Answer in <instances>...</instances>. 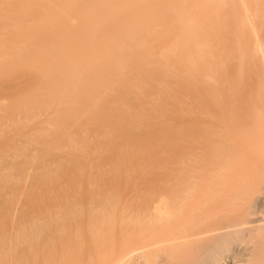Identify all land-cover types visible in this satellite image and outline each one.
Masks as SVG:
<instances>
[{"label":"bare ground","instance_id":"obj_1","mask_svg":"<svg viewBox=\"0 0 264 264\" xmlns=\"http://www.w3.org/2000/svg\"><path fill=\"white\" fill-rule=\"evenodd\" d=\"M204 1L224 13V86L241 109L194 104L195 82L210 83L195 76L209 68L194 18ZM8 82L21 90L0 96V264H264V0H0ZM181 99L190 106L158 157L122 127L149 120L133 110ZM83 150L101 156V175L130 178L98 186L114 192L90 209L80 196L87 211L62 179L68 161L75 179L85 168L101 183ZM139 150L149 164L131 172Z\"/></svg>","mask_w":264,"mask_h":264},{"label":"rangeland","instance_id":"obj_2","mask_svg":"<svg viewBox=\"0 0 264 264\" xmlns=\"http://www.w3.org/2000/svg\"><path fill=\"white\" fill-rule=\"evenodd\" d=\"M178 1H180L181 2V0H178ZM203 1V0H202ZM196 2V1H195ZM201 2V1H200ZM206 4H204V3H201V6L200 7H195V10H194V18H195V21L197 22V23H200L201 24V26H199V33L201 34H197V35H200L202 38H203V33L205 32V28H207V31H208V34L209 35H206V38L208 39V42H207V45H208V43H209V46H207V48H205V52H202V54L201 55H203L204 53H205V55H207L208 57V63H206V62H204V63H206L208 66H209V68H207L206 70H207V72H200V71H198V69H197V71H196V69H195V71H196V73H195V76L197 75H201L200 76V78L201 77H207V78H209V85H207V86H209V89H207V88H204V87H200V85L198 84V82H195V84H194V92H195V98H194V101H195V105L198 107V108H201V109H204V110H206V112L207 113H211L212 112V114H214L213 113V111H216L217 110V108H219V107H221V106H223V105H225V104H228V105H230L229 106V108H231V107H238V104L240 105V102H236L234 99V97H231L230 95H229V93L226 91V89H225V81H224V79H225V73H226V70L228 69V67H229V64H228V62H227V58H226V52H225V35H224V13L222 14V13H219V14H217V13H215V11H214V5H215V3L213 4V6H212V4L210 3H207L206 1H204ZM213 3V2H212ZM195 5H198V4H196L195 3ZM178 14H179V19L181 20V18H182V15H183V8H182V6L181 5H178ZM216 9V8H215ZM217 10V9H216ZM215 16L217 17V18H215ZM220 21V22H219ZM179 21H177V24L178 25H181V24H179L178 23ZM182 22V21H181ZM222 22H223V24H222ZM217 23H220V25L222 24V26H218L217 25ZM197 35H196V37H197ZM149 36H151V35H149ZM148 36V37H149ZM199 37V36H198ZM205 38V39H206ZM196 39V38H195ZM200 39V38H199ZM203 46H200V48H202ZM203 49V48H202ZM243 62H245L246 63V61H243ZM205 64V65H206ZM242 64H244V63H242ZM247 65L249 64V63H246ZM251 64V63H250ZM200 65V64H199ZM249 66V65H248ZM244 68V69H246V67H244L243 65L241 66V68ZM250 67H251V65H250ZM199 68V67H198ZM242 68V70L244 71V72H246V70H244ZM199 70H201V69H199ZM241 70V71H242ZM248 70H253V69H248ZM195 71H193V72H195ZM202 71V70H201ZM250 71V72H251ZM207 73V74H206ZM251 74V75H250ZM171 75V74H170ZM199 77V76H198ZM248 77V76H247ZM250 77V78H249ZM249 77H248V79H249V81H250V79H251V81H253L252 83H254V79H255V77L252 75V73H249ZM169 78V77H168ZM248 79H246V80H248ZM250 81V82H251ZM250 82H248V83H250ZM10 83L11 82H8V83H3V85H1L0 84V96L1 97H4V95H8V93L9 92H11V93H15V94H18L19 93V91L21 90V88H17V89H15L13 86H10ZM11 87V88H10ZM218 88V89H217ZM207 89V90H206ZM7 92V94H5ZM249 93H250V91H249ZM247 96H248V94H247ZM250 96H251V94H250ZM255 96H256V94H255ZM239 99V98H238ZM241 99V98H240ZM241 100H243V99H241ZM241 103H242V101H241ZM190 105L189 104H186V103H184V101L181 99V100H179V103H177L176 105H172V104H165V101L163 100V106H159V107H148V109L147 110H141V109H138V110H133V111H131L133 114H140V115H143L144 117H146V116H148L149 117V120L148 121H141V122H139V120H141V119H143L142 118V116H132L131 118H129V119H125V120H123V123H122V127H127V128H130V129H132V130H134V131H139V132H142V133H144V135H146V137H147V140L150 142V144H151V148H152V151L153 152H155V156H157L158 157V152L160 151V145H161V140L164 138V139H166V140H169V141H171V140H173V139H175L176 137H177V133H178V125L180 124V120L183 118V116H184V114H185V112L186 111H183L185 108H188ZM1 107V106H0ZM238 108H240V107H238ZM232 109V108H231ZM237 109V108H236ZM241 109V108H240ZM204 110H201V111H204ZM227 110H228V112L230 111L228 108H227ZM0 111H4V110H0ZM237 111V110H236ZM235 111V112H236ZM239 111V110H238ZM234 112V113H235ZM238 113V112H237ZM187 120V119H186ZM187 123V122H186ZM188 124V123H187ZM257 125H261L260 123H257ZM206 127V126H205ZM204 129H206V128H204ZM255 130H258V128L257 127H255ZM256 133H257V131H256ZM4 135H6V133H3ZM257 134H260V130L258 131V133ZM7 139H9V138H7ZM83 140V139H82ZM95 140V139H94ZM93 140V141H94ZM99 140V139H98ZM101 140V141H100ZM99 141H97L98 143L97 144H99L100 143V146H104V145H106V144H109V142L107 141V140H105V139H100ZM91 142H88V144L90 145V147H91V145H93V143H94V145H95V141L93 142V143H91ZM68 151V149H66V152ZM82 154H83V157H82V159H81V161H82V163H88L89 165L91 164L92 165V167H94V168H92L93 170H92V173L93 174H96V173H98V171L100 172V170L98 169V168H96V164L97 163H99L100 162V158H101V156H99V154L97 155V154H92L91 152H89V150H83V152H82ZM95 155H97L96 156V158H95V160L94 161H91V159L93 158V157H95ZM100 158H99V157ZM134 157H135V161H129V170L131 171H134L135 169H138V167H143V166H145L147 163H148V161H149V157L148 156H146V153H144L143 151H136V153H135V155H134ZM99 158V159H98ZM142 160V164H138L137 162L139 161V160ZM68 160V158L66 159V161ZM97 160H99V161H97ZM134 160V159H133ZM137 161V162H136ZM149 164V163H148ZM66 165H67V168H65L64 169V172H63V182L65 183V188H66V190L67 191H70V193H73L74 191H76V190H78V191H80L79 192V194H78V196H77V193H78V191H76L75 192V196L74 195H72V197L74 198V202H73V199H71V201L73 202V203H78V204H80V206L81 207H84V209H85V206L86 205H88L87 206V208H89L90 209V202L92 201V200H94L93 202H91V204L93 205V207H95V206H98L99 205V203L101 204L102 203V201H99L97 198H98V196H97V194H99V192H101V191H103V192H105L107 189H105V188H108L109 186H108V184L110 183V187L111 186H113V184H115L116 185V181H120V183L118 184L119 186L120 185H125V181H126V184L128 183V179L130 180V178H129V176L127 177H125V181L122 179L123 177H121L120 179H122L123 180V182H121V180H119L118 178L120 177V176H122L120 173V171L118 172H114L115 174H108L107 173V176H105L106 175V173H105V175H101V174H104L103 173V171H101L100 172V174L98 173V175H100V176H98V177H96V175H94V177H96V179L97 180H99L100 178H102V180H100L101 181V183H99L98 182V184L97 183H95V181H92V182H94L93 183V185L91 184V183H89L88 182V180H89V178H87V176H88V171L89 170H84L83 169V171H81L80 172V174H76L77 176V179H75V176L73 177V172L74 171H76L75 169H73L72 167H68L69 166V164H68V161L66 162ZM90 167V166H89ZM91 168V167H90ZM102 170V169H101ZM91 171V170H90ZM131 171V172H132ZM71 172H72V175H71ZM88 172V173H87ZM105 172V171H104ZM130 173V172H129ZM120 174V175H119ZM131 174V173H130ZM74 175H75V173H74ZM109 175V176H108ZM105 177V179H103V177ZM72 177H73V179H72ZM131 177V176H130ZM86 178H87V180H86ZM111 178H113L114 180H111ZM116 178V179H115ZM118 179V180H117ZM112 182H111V181ZM116 183H115V182ZM69 182H73V186L69 183ZM102 182H104V183H102ZM67 183H68V185H67ZM106 183V184H105ZM123 183V184H122ZM105 184V185H104ZM96 185V186H95ZM103 187V189H105V190H101L102 189V187ZM115 185L113 186V187H111L112 189L115 187ZM81 186V187H80ZM98 186H100L101 187V189H100V187H99V192H98ZM106 186V187H105ZM108 186V187H107ZM117 186V185H116ZM89 188V190L91 191V189H93L92 191H91V193H89L87 190H83V189H86V188ZM91 187H94V188H91ZM96 187H97V189H96ZM109 187V188H110ZM70 188H72L71 190H70ZM83 188V189H82ZM91 188V189H90ZM108 188V189H109ZM96 189V190H95ZM110 190V192L112 191V193L114 192V190ZM65 190V192L68 194V196H69V192H67ZM74 190V191H73ZM101 190V191H100ZM71 191H73V192H71ZM86 191V192H85ZM95 191L97 192V193H95ZM109 192V191H108ZM89 193V194H88ZM111 193V194H112ZM90 194H92V196L94 197H92ZM96 194V195H95ZM100 194H102V193H100ZM100 194H99V199L100 198H102V196L100 197ZM105 194H107V192L106 193H103L102 195H103V200L105 199L106 200V198L108 199V197H106L105 198ZM110 193L109 194H107V196H109V195H111ZM71 195V194H70ZM86 195H88V196H90L89 198H92V199H85L86 197ZM77 196V197H76ZM82 197V202H84V200L83 199H85V201L87 202L86 203V205H82L81 203L82 202H79L80 201V199H81V197ZM87 196V197H88ZM112 196V195H111ZM85 197V198H84ZM97 197V198H96ZM78 198H80L79 200H78ZM111 198V197H110ZM96 199V200H95ZM76 200V201H75ZM97 200L99 201V202H97ZM102 200V199H101ZM104 200V201H105ZM67 201H70V199L68 200L67 199ZM65 202L64 204L65 205H69L70 203H71V205H69L70 206V208H68V205L67 206H65V207H67V209L65 208V207H63L64 208V210L66 211H70V212H66V213H68L69 214V216H68V218L71 216V211L72 210H70V209H72V208H76V205L74 204V205H72L73 203L72 202H70V203H68V202ZM106 202H108V201H106ZM67 203V204H66ZM85 203V202H84ZM83 203V204H84ZM96 203H97V205H96ZM105 203V202H104ZM103 203V204H104ZM77 204V210L79 209V205ZM72 206V207H71ZM92 207V206H91ZM92 207V208H93ZM2 208H3V206H2ZM7 208H5L4 207V210H6ZM81 209V210H80ZM79 210L81 211V212H84V209H82V208H80ZM86 210V209H85ZM79 211V212H80ZM87 211V210H86ZM78 212V215L79 216H81L82 214H84V213H79ZM67 214V215H68ZM87 215H88V212L86 213ZM89 214L90 215H88V216H86L85 218H87L88 217V219H93L95 216H94V214L93 213H90L89 212ZM74 216V218L76 219V216H75V214L73 215L72 214V216H71V218ZM79 216H78V218H79ZM83 216V217H82ZM81 217H80V219H82L83 221H85L86 219L84 218V216L85 215H82ZM91 216H93V218H91ZM71 218H69V220H67V221H69V222H71V224L72 223H74L75 224V219H71ZM85 220H84V219ZM73 221V222H72ZM87 221V220H86ZM75 227V226H74ZM81 229H83V226L81 227ZM64 236V235H63ZM66 236H64V238H65ZM68 237V236H67ZM65 240H66V238H65ZM64 240V241H65Z\"/></svg>","mask_w":264,"mask_h":264}]
</instances>
